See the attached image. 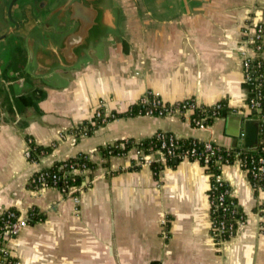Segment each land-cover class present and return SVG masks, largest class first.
Returning a JSON list of instances; mask_svg holds the SVG:
<instances>
[{"label": "crops", "instance_id": "0c3cea01", "mask_svg": "<svg viewBox=\"0 0 264 264\" xmlns=\"http://www.w3.org/2000/svg\"><path fill=\"white\" fill-rule=\"evenodd\" d=\"M113 5L122 37L105 44L102 58L60 70L57 86L20 74L25 60L17 74H6L7 59L0 57V214L14 208L26 216L36 207L45 216L8 240L10 256L19 264H264V188L255 194L238 162L223 164L221 177L246 220L216 246L209 177L198 161L178 160L156 179L151 156L138 170H128L137 159L135 149L110 157L107 167L97 150L157 131L232 149L238 139L226 117L199 128L188 114H143L112 119L91 134L74 132L93 123L98 109L105 115L124 111L148 91L168 103L222 100L233 121L257 117L243 62L257 55L251 36L254 25L264 28V0H113ZM259 56L264 63V32ZM29 141L54 146L30 161ZM259 142H264V121ZM78 153L96 166L81 171L77 204L56 187L30 183L38 171Z\"/></svg>", "mask_w": 264, "mask_h": 264}, {"label": "trees", "instance_id": "16d2710c", "mask_svg": "<svg viewBox=\"0 0 264 264\" xmlns=\"http://www.w3.org/2000/svg\"><path fill=\"white\" fill-rule=\"evenodd\" d=\"M259 52L254 58H251V78L247 83L251 87L253 93L252 98L254 99L255 92H258L256 88L254 89V82H261L262 87L256 96V100L260 102V107L264 111V63L259 56ZM258 60H261L262 65H257ZM191 105L192 113L189 114V117L191 119H200L204 125L211 124L215 117L222 115L223 110H228V107L222 100L213 105H198L192 99L183 100V102L168 103L163 102L158 96L148 91L124 111H111L105 115L101 109H98L99 115L96 116L93 123H83L74 132L77 134L80 130L81 134H91L95 129L115 118L133 117L148 114V112H151V115L164 116L167 114V111L173 113L176 108H179L181 111L179 115L183 118L185 108ZM190 124L194 126L192 120H190ZM170 142H172L171 145ZM162 143H165V146H162ZM53 146L54 144L49 146L37 145L31 141L29 145L30 156L28 159L30 161L38 160L40 156L49 153ZM192 148L196 154L200 153L201 156L198 157V162L203 166L204 171L209 177L208 201L210 234L214 244L219 246L232 238L236 234L238 226L246 220L236 198L231 194L230 185L225 180L218 179V176L221 175V167L223 164L232 163L236 158H239L242 162V167L247 169L248 180L252 185L254 193L257 194L260 189L264 188V172L262 174H254L252 169L253 167L256 168L258 157L264 156V142H259L255 147L251 148L235 147L226 149L220 147L214 150L213 153H208L207 162H205L203 157L207 153L204 151L203 141L193 137H176L171 132L164 131H157L151 136L138 140L130 137L117 139L105 145L98 146L97 150L103 159L102 166L107 167L109 166L110 157L123 156L130 149H135L138 152V156L136 160L132 161L128 170H138L140 165L145 162L143 157L149 155L151 159L148 161V164L154 177L158 179L160 170L165 166H174L173 159H184L183 153L186 151L190 152ZM168 150L173 154L169 153ZM158 153L162 155L158 156ZM186 159L194 160L193 156L189 154H187ZM95 166L96 163L92 162L86 154L78 153L67 160L55 162L52 166L44 170H47L49 174L54 173L57 176L58 187L64 184L79 186L82 179L81 174L73 175L70 173V169L74 168L83 171L85 169H93ZM118 171H113L112 173ZM9 213H13L14 216L20 215L14 208L2 212L0 214V232ZM26 217L27 223L29 224L45 219L44 214L39 212L36 207L30 208L26 212ZM167 229L168 221L166 220L164 230L166 231ZM15 261L9 255L7 260L0 264H15Z\"/></svg>", "mask_w": 264, "mask_h": 264}, {"label": "water", "instance_id": "95a60500", "mask_svg": "<svg viewBox=\"0 0 264 264\" xmlns=\"http://www.w3.org/2000/svg\"><path fill=\"white\" fill-rule=\"evenodd\" d=\"M118 11L113 0H60L42 20L45 22L51 18L53 31H43L37 26L32 31L34 43L26 50V59L19 73L30 80L39 79L57 86L62 81L60 70L78 69L90 63L93 56L102 58L105 44H113L116 38L122 37ZM261 112L258 108L255 111L257 117L243 120V116H236L233 121L234 116L222 111L221 116L227 118L238 139V147L251 148L258 144ZM177 162L178 159L174 158L173 163Z\"/></svg>", "mask_w": 264, "mask_h": 264}, {"label": "built area", "instance_id": "2783aa9c", "mask_svg": "<svg viewBox=\"0 0 264 264\" xmlns=\"http://www.w3.org/2000/svg\"><path fill=\"white\" fill-rule=\"evenodd\" d=\"M263 31L264 30H263L262 24L258 23V24L253 26V33L251 36V47L255 53H258L261 49V41H262ZM251 58H254V57L246 56L244 58V62H243V75H244L246 82H249V80L251 78V66H252L251 62H250ZM257 65L258 66L262 65L261 60L257 61ZM253 86H254V89L256 88L258 90V92L256 91L255 92L256 95H255L254 99L252 98L250 100V105H251V107L258 109L261 107H260V102L256 100V96H257V94H259V90H261L262 84L260 81H258V82H254ZM261 110H262V112H261L260 117H261L262 121H264V111L262 108H261ZM180 112L181 111L179 110V108H176L173 113H169L167 111L166 115L174 114V113L180 114ZM150 113L151 112H148V114H150ZM183 113H184V115L188 114L189 121L192 120V122L194 123V127L201 128V127L205 126L200 119H191L189 117V114L192 113V105L185 108V112H183ZM98 115H99V112L97 110L96 116H98ZM171 143L172 142H170V145H171ZM203 143H204V151L207 152V153H205V155L203 157H204L205 162H207L208 153H210V152L213 153L214 150L219 149L220 146H217L210 141H203ZM162 146H165V143H162ZM168 152L173 154L170 150H168ZM187 154H189L190 156H193L194 160H196V161H198V157L201 156L200 153L196 154V152L194 151L193 148L190 150V152H188V151L184 152L183 157L186 158ZM25 156L27 158L30 156L29 146L25 151ZM148 156L149 155H145L143 157L144 160L147 159ZM235 161L238 162L242 166V162L239 158H236ZM257 162H258V164L256 165V168L253 167L252 172L254 174H262L264 172V156H259L257 159ZM70 170H71L70 173L73 175L81 173V171L79 169L73 168ZM245 170H247V169H245ZM218 179L222 180L223 178L221 177V175H219ZM30 183L35 188L56 187L64 195L71 194L70 197L72 198V201L74 204H77L79 202L77 195H75L76 190L79 188V186L78 185L76 186V185L64 184L61 187H58L57 186V176L54 173L49 174L47 172V170L42 169V170L38 171L36 174H34L30 178ZM26 224H28L26 216H21V215L14 216L13 213H9L8 218L5 220V222L1 228V232H0V263L6 261L10 255L9 254V248L7 247L8 240H10V238L18 235L20 233V231L22 230V228ZM15 264H19V261L16 260Z\"/></svg>", "mask_w": 264, "mask_h": 264}, {"label": "flooded vegetation", "instance_id": "af4514ba", "mask_svg": "<svg viewBox=\"0 0 264 264\" xmlns=\"http://www.w3.org/2000/svg\"><path fill=\"white\" fill-rule=\"evenodd\" d=\"M60 0H0V57H6V74L19 71V63L26 58L25 45L33 44L31 36L37 26L43 31H53L52 19L47 14ZM36 32V30H35Z\"/></svg>", "mask_w": 264, "mask_h": 264}]
</instances>
